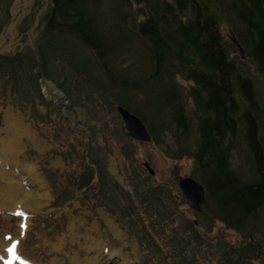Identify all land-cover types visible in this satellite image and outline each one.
Returning a JSON list of instances; mask_svg holds the SVG:
<instances>
[{
    "label": "trees",
    "instance_id": "1",
    "mask_svg": "<svg viewBox=\"0 0 264 264\" xmlns=\"http://www.w3.org/2000/svg\"><path fill=\"white\" fill-rule=\"evenodd\" d=\"M116 2L117 22L109 29L97 26L99 13L92 12L102 0H51L35 51L28 47L0 55V101L29 111L43 124L40 108L54 111L55 106L42 93V78L68 98L73 92L104 99L108 93L101 82L110 84L118 90L114 106L137 116L158 146L170 137L174 153L169 157L191 160V178L207 193L206 205L196 214L202 219L198 225L178 212L179 203H172L170 192L151 177L147 190L134 189L146 218L126 193L130 206L124 215L130 225L149 224L140 238L143 247L167 264L208 259L264 264V0ZM133 14L142 20L131 19ZM128 23L151 63L149 75L137 80L120 64L133 31ZM119 31L124 32L120 44L114 37ZM125 157L132 160V155ZM134 171L131 178L141 188L139 168ZM99 172L101 182L105 173ZM86 173L80 188L94 178L91 168ZM101 191L108 190L101 186ZM219 225L240 241L232 244L223 233L208 239Z\"/></svg>",
    "mask_w": 264,
    "mask_h": 264
},
{
    "label": "rangeland",
    "instance_id": "2",
    "mask_svg": "<svg viewBox=\"0 0 264 264\" xmlns=\"http://www.w3.org/2000/svg\"><path fill=\"white\" fill-rule=\"evenodd\" d=\"M116 1L102 0L100 8L92 9L94 14L99 13L95 17L97 26L110 29L109 24L117 22ZM16 2L0 0L2 32L12 20ZM18 6L14 13L20 15L24 11V16L15 31L7 34L1 55L21 53L32 48L33 43L36 49L51 0H24L22 9ZM135 15L130 18L140 22L143 17ZM123 33L119 31L114 36L118 44L123 42ZM223 33L228 40L233 38L228 29L224 28ZM128 35L130 43L120 64L124 62L122 68L128 70L131 80L145 78L151 69L146 46L134 30ZM101 83L108 93L104 99L87 93L79 98L73 92L68 98L63 93L74 123L54 102H50L54 111L40 108L46 116L41 124L35 122L29 111L24 113L0 101V264H167L156 251L141 244L142 231L149 227L148 222L132 227L124 215L130 206L126 193L139 207L135 186L139 191L149 188L151 176L145 164L155 172L151 178L156 184L170 192L172 203H179L178 212L196 225L202 221L188 208L179 189V181L191 177L193 162L169 157L174 153L169 149L173 145L170 137L166 136L161 146L153 141L146 144L132 140L116 111L118 106H114L118 90ZM43 89L47 90L41 83L42 93ZM8 115L29 129L35 142L21 136L16 124L7 125ZM11 146L16 149L14 154L9 152ZM125 155H132V160H125ZM134 167L139 168L141 179L137 178L142 182L141 188L131 178ZM87 168L94 171V178L87 188H80ZM99 170L105 173L101 182ZM101 186L108 191H101ZM138 212L146 218L143 209L139 207ZM219 233L232 244L240 241L239 236L220 225L207 238H215ZM201 264L217 263L208 259Z\"/></svg>",
    "mask_w": 264,
    "mask_h": 264
},
{
    "label": "water",
    "instance_id": "3",
    "mask_svg": "<svg viewBox=\"0 0 264 264\" xmlns=\"http://www.w3.org/2000/svg\"><path fill=\"white\" fill-rule=\"evenodd\" d=\"M156 1L158 4L162 5L167 0H156ZM16 3L12 8V16H13L14 9L16 7ZM23 16H24V11L21 14L20 18L18 19V21L15 23L12 32L15 31L16 26L18 25L20 20L23 18ZM11 22H12V20H10L9 24L7 25V27L2 32L1 37H0V43L2 42V40H4V44L7 41V38H6L7 35L6 34L8 33ZM30 39L34 40V37H31ZM31 46H32V49L35 51V43H33ZM236 46H237L241 56L244 57L245 53H244V50L242 49V47L238 43H236ZM1 49L2 48L0 47V55L2 54ZM40 82L42 83L44 88L50 87L49 89H53L55 92H57L61 95L59 102H57V103L54 102V104L56 106L62 108L64 110V112H63L64 115L66 117H68L73 122V120L71 119L72 114H70L68 112L70 106L67 103L66 97L63 94V92L61 90H59L54 83L47 80L46 78H42ZM43 95L45 96V98L48 102H53L47 97L45 89H43ZM116 111H117L118 115L120 116V118L124 124L127 135L132 140L139 142V143H146V144H149L152 142V137H151L147 127L137 116L133 115L132 113L127 111L122 106H118ZM144 168L147 170L148 174L151 177L155 176V172L153 171V169L151 168V166L149 164H145ZM179 189L183 195L185 202L188 205V208L193 213L200 214L202 212L204 206L206 205V201H207V193H206V189L204 188V186L201 185L200 183H198L193 178L188 177V178H185V179H182L179 181Z\"/></svg>",
    "mask_w": 264,
    "mask_h": 264
},
{
    "label": "bare ground",
    "instance_id": "4",
    "mask_svg": "<svg viewBox=\"0 0 264 264\" xmlns=\"http://www.w3.org/2000/svg\"><path fill=\"white\" fill-rule=\"evenodd\" d=\"M23 3H24V0H17V3H16V7L18 6L19 8H21L22 9V6H23ZM15 7V8H16ZM23 13V11L21 12V14ZM21 14L19 15L18 13H14L13 12V16H12V22H11V25H10V27H9V30H8V33H10L11 32V30L14 28V25H15V23L18 21V19L20 18V16H21ZM7 33V34H8ZM6 34V35H7ZM6 38H7V36H6ZM4 45V40H2V42L0 43V47L2 48V46ZM2 50V49H1ZM47 88V93H48V95H47V97L50 99V100H52L53 102H55V103H57V102H59V100H60V94L59 93H57V92H55L53 89H49L50 87H46ZM9 116V115H8ZM9 124H13V126H14V124H16L17 126H18V128H19V133H20V135L21 136H23V137H25V138H27V139H30L31 141H33V142H35L34 141V137H33V134H32V132L29 130V129H27L26 127H24L21 123H20V121L18 120V119H16V118H14V117H12V116H9L8 117V121H7V125H9ZM16 126V127H17ZM15 127V126H14ZM18 128H17V130H18ZM18 132V131H17ZM8 143V142H7ZM9 145V144H8ZM13 145V144H12ZM6 146V145H5ZM11 151L9 150V152L10 153H15V151H16V149H14V147H12L11 146ZM110 227H111V229L115 232V230L113 229V227L110 225ZM116 234V233H115Z\"/></svg>",
    "mask_w": 264,
    "mask_h": 264
},
{
    "label": "snow or ice",
    "instance_id": "5",
    "mask_svg": "<svg viewBox=\"0 0 264 264\" xmlns=\"http://www.w3.org/2000/svg\"><path fill=\"white\" fill-rule=\"evenodd\" d=\"M8 239H10V237Z\"/></svg>",
    "mask_w": 264,
    "mask_h": 264
}]
</instances>
